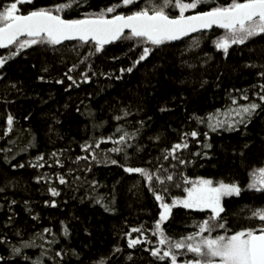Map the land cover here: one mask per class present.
<instances>
[{"label": "snow or ice", "instance_id": "1", "mask_svg": "<svg viewBox=\"0 0 264 264\" xmlns=\"http://www.w3.org/2000/svg\"><path fill=\"white\" fill-rule=\"evenodd\" d=\"M25 8L29 10L24 11ZM218 30H223L222 34H217ZM176 42L185 44L180 49L181 67L189 69H207L216 54L227 61L237 49L241 57L245 48L256 52L257 46L264 54V0H110L96 9L89 0H54L49 5H40L37 0H11L4 4L0 10V49L7 50V55H0V82H4L6 89L22 90V82L7 78L5 66L17 57L27 59L29 50L44 57L47 53H60L61 63L65 62L61 49H68L77 57L61 76L51 79L47 75L50 66L41 64L37 79L42 83L63 85L65 92L91 85L94 78L98 82L102 77L108 83L103 87L97 83L86 97L88 104L81 100L83 111L80 105L75 108L88 121L85 132L91 131L83 142L73 137L65 147L41 150L33 130L17 129L19 121L7 112L0 134V141H4L0 146V194L18 187L19 180L12 172L32 169L35 184L48 197L43 200L44 208L60 209L70 200L83 203L87 199L115 214V185L109 193H100L104 185L95 177L94 168L116 166L129 176L138 175L141 180L133 187L143 184L158 208V218L151 227L140 224L123 233L120 239H126L127 249L140 247L153 258L152 264H264V205L249 207L247 219L257 220L258 226L239 230L230 226L226 209L227 201L241 197L242 193L264 195V163L249 170L250 182L243 186L238 180L188 174L190 169L203 168L204 161L213 160V134L235 133L245 138L232 151L244 166L246 152L252 147V141L247 139L249 125L264 120V61H246L242 65L255 71L254 82L247 87L224 88L222 107L203 112L195 107L189 110V97L183 90L162 99L157 105L159 114L174 115L182 109L183 118H178L175 127L168 121L157 124L138 102L139 93L127 101L113 97L114 103L106 101V107L99 110L92 107L96 97L106 93L115 82L126 83L127 77L149 64L152 73L163 68L161 61L167 58L169 49L177 47ZM205 42L213 52L205 51L198 57L199 65L183 59L186 53L202 50ZM109 46L120 48L121 52L109 55ZM124 59L127 64L118 63ZM97 60L117 66L104 70ZM31 67L35 69L37 64L32 63ZM223 76L224 72L218 71L214 80L201 74L199 79L177 78V83L181 88L198 84L199 90L213 85L220 90ZM2 102L14 103L6 97ZM53 131L50 128L46 135L48 142L55 144L51 138ZM16 132L21 134L12 139ZM23 133L27 134L26 140ZM55 135L64 139L58 131ZM261 141L264 143V137ZM72 144L79 148V153ZM22 154L29 158L17 159ZM135 160H140L141 166L135 165ZM81 190L84 195H77ZM2 199L5 204H0V210L7 207V212L0 223V264H84L82 252L72 246V220L77 217L58 221L48 217L49 226H45V218L35 212L32 201L25 199L24 210L33 221L29 231L17 224L19 214L14 206L20 201L7 195ZM174 209L204 218L194 219L192 226L196 230L177 238L168 233L169 221L175 220ZM147 232L156 238L155 244ZM133 233L137 234L135 238ZM121 256L124 264H133L135 260L132 253L125 256V248L116 243L108 254L90 260L89 264H120Z\"/></svg>", "mask_w": 264, "mask_h": 264}, {"label": "trees", "instance_id": "2", "mask_svg": "<svg viewBox=\"0 0 264 264\" xmlns=\"http://www.w3.org/2000/svg\"><path fill=\"white\" fill-rule=\"evenodd\" d=\"M10 2L11 0H0V10H2L4 4ZM53 2L54 0H37L40 5H49ZM109 2L110 0H89L93 9L104 6ZM28 10V8L24 9V11ZM222 31L218 30L217 34H221ZM176 44L177 47L169 49L167 58L161 61L164 64L163 68L152 73L149 64L147 68H142L140 72L127 77L126 83L115 82L114 86L109 88L106 93L96 97L92 107L99 110L102 106L106 107V101L107 104L114 103L113 97L127 101L134 93H139L138 102L142 103L147 114L154 116L157 124L168 121L175 127L178 125V118H183L182 109H177L174 115H161L157 112V105L162 99L183 90V94L189 97V110L195 107L203 112L214 107H222L224 103L222 96L225 95L223 93L224 88L233 85L238 88L247 87L254 82L255 71L245 69L242 65L246 61H264V54H261V48L257 46L256 52H249L245 48L243 57L240 56L239 49H237V51L231 53L227 61H223L220 55L216 54V59L208 65L207 69L201 67L189 69L181 67L180 49H184L185 44L181 42ZM205 51L213 52L212 46L207 42L204 43L202 50L186 53L183 59L188 60L189 63L199 65L201 61L198 57L203 56ZM29 52L31 54L27 59L17 57L14 61L10 60L5 66L7 78L14 83L22 82L19 85L22 90L6 89L4 82H0V134L3 133L6 125V114L11 112L19 121L16 125L17 129L31 128L33 130L41 150H54L56 147H65L72 141L73 137L77 141L83 142L84 139L88 138V135H91V131L85 132V124L88 121L77 113L75 108L80 105L83 111L84 105L80 103L81 100L84 101V104H88L89 101L86 97L88 93L96 89L97 83L100 87H103L108 82L102 77L96 82L94 78V83L91 85H82L80 89L73 88L71 91L65 92L63 85L54 82L42 83L37 79L40 66L43 63L50 66V73L47 75L51 79L52 77L61 76L73 62H76L77 57L68 49H61L60 52L64 53L65 59V62L61 63L60 53L56 55L47 53L44 57L31 50ZM120 52V48L109 46V55ZM83 54L84 52L81 53V55ZM0 55H7V50H0ZM32 63H36L37 68H32ZM118 63L123 65L127 64L128 61L124 59ZM97 64L104 70H111L117 66V64L105 60H97ZM81 67L83 68V65ZM218 71L224 72V76L221 77L222 88L220 90H216L214 85L206 90H199L198 84L185 85L181 88L177 83V78L195 77L199 79L201 74L209 80H214ZM145 72L148 73L147 76L144 75ZM66 83L68 82L66 81ZM145 85H148V87H145ZM5 97L9 101H14V103L5 105L2 102ZM25 116H29V119L25 120ZM105 116L107 118L106 111ZM56 121H59V123H56ZM50 128L54 129L51 138L55 141V144L48 142L46 133L49 132ZM249 129L250 134L247 139L252 141V147L246 152L244 166H241L239 157H233L232 151L234 148H238L245 138L239 137L235 133H223L219 136L213 134V160L204 161L205 166L203 168L190 169L188 174L190 176L202 175L216 179L223 178L226 181L238 180L242 186L250 182L249 170L254 165L260 166L264 163V143L261 141V137H264V120H257L254 124L249 125ZM57 131L64 137L63 140L57 139L55 135ZM19 134L21 133H14L11 138L15 139L16 135ZM23 138L25 140L28 138L26 133H23ZM3 144L4 141H0V146ZM72 147L79 153V148L75 144H72ZM101 147L104 148L105 145L102 144ZM107 147H111V144H108ZM32 154H35V150H32ZM27 158L29 157L23 154L17 156V159L21 161ZM133 163L141 166L140 160H135ZM34 172L35 170L32 169H21L12 172L11 175L19 180L18 187L9 189L5 194H0V204H5L2 199L3 195H7L9 199L15 198L20 201L19 204L14 206L15 211L19 214L17 217L19 226L27 227L29 231L32 230L33 221L25 212L23 204V200L27 199L32 201L31 206L35 212H39L45 218L42 222L45 226H49L48 217H52L57 221L66 217L69 219L73 216L78 218L72 220L75 228L72 246L77 251L82 252L84 264H89L90 260H98L103 254H108L116 243L125 248V256L128 253L134 255L133 264H152L153 258L149 253L142 251L140 247L127 249L126 239H120L123 233L129 231L132 227L140 224L151 227L155 219L158 218L157 204L151 194L146 191L144 185L140 184L138 187H133L141 180L138 175L129 176L116 166L94 168L95 177L104 185L99 189L100 193H109L115 185V207L117 211L113 214L105 212L99 205H94L87 199L83 203L79 200H70L67 206L60 209L44 208L43 200L48 197L43 195V189L35 184ZM89 178H91V175ZM77 195L83 196V190ZM261 205H264V195L254 192L242 193L241 197L231 198L226 203L230 226L236 230L257 227L258 221L255 219L249 220L247 217L250 215L249 207L257 208ZM6 212L7 207L0 210V223L6 219ZM233 213L238 215H233ZM173 214L175 220L169 221L168 233L177 238L196 230L192 226L194 219L204 218L202 215L195 217L185 215V210L182 209H174ZM87 232H90L91 235H87ZM132 235L135 238L137 234L133 233ZM146 235L155 244L156 238L152 237L151 232H147ZM145 246L147 247V245ZM120 264H124V256L120 257ZM158 264H163V262H158Z\"/></svg>", "mask_w": 264, "mask_h": 264}, {"label": "water", "instance_id": "3", "mask_svg": "<svg viewBox=\"0 0 264 264\" xmlns=\"http://www.w3.org/2000/svg\"><path fill=\"white\" fill-rule=\"evenodd\" d=\"M195 35H197V34H193V36H195ZM187 39V38H186ZM67 43V42H66ZM176 43H179V42H176ZM0 50H5V49H0Z\"/></svg>", "mask_w": 264, "mask_h": 264}, {"label": "rangeland", "instance_id": "4", "mask_svg": "<svg viewBox=\"0 0 264 264\" xmlns=\"http://www.w3.org/2000/svg\"><path fill=\"white\" fill-rule=\"evenodd\" d=\"M223 32V31H222ZM222 34V33H221Z\"/></svg>", "mask_w": 264, "mask_h": 264}]
</instances>
